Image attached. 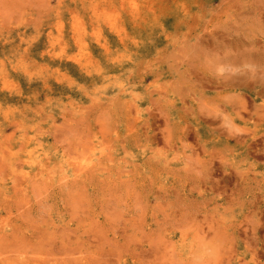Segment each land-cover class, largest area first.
Returning a JSON list of instances; mask_svg holds the SVG:
<instances>
[{"label":"rangeland","instance_id":"1","mask_svg":"<svg viewBox=\"0 0 264 264\" xmlns=\"http://www.w3.org/2000/svg\"><path fill=\"white\" fill-rule=\"evenodd\" d=\"M0 264H264V0H0Z\"/></svg>","mask_w":264,"mask_h":264},{"label":"bare ground","instance_id":"2","mask_svg":"<svg viewBox=\"0 0 264 264\" xmlns=\"http://www.w3.org/2000/svg\"><path fill=\"white\" fill-rule=\"evenodd\" d=\"M262 46V45H261ZM263 48V46H262ZM235 52V51H234ZM239 52V51H238ZM78 167V166H77ZM80 168V167H79ZM187 170V169H186ZM146 178V177H145ZM32 191V190H31ZM113 210V209H112ZM137 222V221H136ZM123 223V222H122ZM135 224V223H134ZM99 241V240H98ZM81 242V241H80ZM7 247V246H6ZM77 248V247H76ZM14 249V248H13ZM11 253V252H10ZM56 257V256H55Z\"/></svg>","mask_w":264,"mask_h":264}]
</instances>
